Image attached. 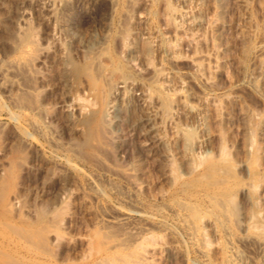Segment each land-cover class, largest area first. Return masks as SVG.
<instances>
[{"label": "rangeland", "instance_id": "1", "mask_svg": "<svg viewBox=\"0 0 264 264\" xmlns=\"http://www.w3.org/2000/svg\"><path fill=\"white\" fill-rule=\"evenodd\" d=\"M172 1L98 0L91 14L73 13L63 33L59 20L70 0L52 20L42 0H0V264H264V0H247V7L227 0L216 28L206 23L215 0H202L198 49H217L222 63L213 83L192 68L185 46L173 62L132 35L153 69L171 71L205 98L214 138L195 169L180 158L195 136L184 126L187 117L171 125L166 112L161 120L172 165L149 153L148 140L135 137L121 152L107 126L104 102L115 76H149L127 66L123 39L145 24L164 32L162 45L175 42L165 30ZM133 11L148 20L138 23ZM105 36L99 60L94 51ZM64 95L74 103L68 111L60 103ZM246 111L253 116L244 117ZM176 130L183 132L179 138ZM247 184L252 191L242 196ZM250 208L259 218L245 227ZM124 212L125 222L116 219Z\"/></svg>", "mask_w": 264, "mask_h": 264}, {"label": "bare ground", "instance_id": "2", "mask_svg": "<svg viewBox=\"0 0 264 264\" xmlns=\"http://www.w3.org/2000/svg\"><path fill=\"white\" fill-rule=\"evenodd\" d=\"M62 1H64V0H42L43 7L48 12L47 14H49L50 19L52 17L55 18L57 16L56 15V8L60 4L63 5L62 3H64V2H62ZM78 1H80V0H78ZM78 1H77V3H75L72 0H70L71 4H70V7L68 6L69 9L66 7L65 13H63L64 15H62L61 19L59 20L60 23L58 22L59 23V29H60L59 31H61L63 33H67L66 25L70 21L71 15H73V13L76 14V11H78V9L80 11V15L83 14V17H84V15L86 16V15L91 14L90 13L92 10V7H91L92 4L91 3L96 2L98 0H89L88 2L82 0V1H84V2H82V4H79L80 2L78 3ZM128 1H130V0H128ZM173 1L172 2L174 4L169 5L168 16H167V19L170 22L169 23L170 29L165 28V30H167V31L169 30L168 31L169 34H171L173 32L176 41L170 44L169 42L171 40L169 39L170 41H168V43L170 45L167 44L168 46H164V43H163V45H162V43H160V40L162 39L164 32H162L160 30H157L155 32H153V30H152V32H150L144 26L145 24L144 25L138 24L137 26H133V29L131 30V33H130L131 38H129V37L126 38L125 36H123V37H125V39H123V41L121 43L122 52L124 51V53H125L124 56L126 57L124 59H126L125 62H127V64H128L127 66L131 67V69L137 70L140 74H142L146 77H147V74L149 76L147 77V80L136 79L130 75H129L130 77L125 76L124 74L115 76L116 78L114 77L115 79H113L114 81H113V84L110 86L111 87L109 89L110 91L108 90V95H107V98L104 102L103 112L105 115L106 122L108 123V125H107L108 128L110 127L116 134V136H113V139H114V137H119V139L121 141L120 145H118L119 149H121V150L123 148L125 149L126 145L130 144V140H132L135 137H136L135 140H137V138H138V141H139V139H142L141 140L142 143L146 142V140H148V142L145 143V145L147 146L146 149L149 151V153H151L152 156H154L155 155L154 153H156V155H159V157L161 159H163V161H165L166 164H168V165H172V162H174V161H172L174 152H173V149H170V147L167 146L168 135L165 136V134L162 131L161 120L164 119L163 117L167 113L170 114V116L168 118H165V119L171 125L175 124L176 119H178L179 117H181V118L187 117L188 119L186 118L187 119L186 124L185 125H184V123H181V124H183L184 126L188 125L187 127H191L195 131V136L191 135L193 138L191 141H189L190 143L189 144L186 143L187 146L184 148V150L182 149L183 150L182 153H180V152H178V153L182 154V157H180V158H182L184 161H186L187 162L186 164L193 166L192 169H195L199 165V164L195 165V159L199 160L200 158L197 156H199L202 152L206 151V153H207V149L210 148L209 144L213 143V142L210 143L211 138H214L213 132H211L210 128H209L208 112H207V109L205 107L206 105H204V104H206L204 102L205 98L203 99L202 98L203 96H198L196 93H194L196 91L193 92L192 88H191L192 91L189 90V85L186 83V80L180 79L178 77L176 79H172L171 74H170L171 71L170 72L163 71V70H161L163 68L161 67V69H160V68H158V66H157V68L153 69L151 64H150L151 62L149 61V58H148L149 56H147V53H145L143 50L141 51L140 48L137 47L136 42H135L136 40L134 41V39L132 37V35L135 34V35L139 36L141 38V40L143 39V42L146 41L153 46L155 45L154 50H155V48L158 47V49L160 51L159 52L160 53L159 58L160 57H161V59L167 58L170 61H173L176 59L177 53L179 51L181 52L182 46H183V48L186 47V49L188 51L187 55H188L189 61H190L191 65L193 66L192 68H195V70L201 76V78L203 77L202 79H205L207 82L208 81L210 82L212 80V78L215 77L216 74L219 72L221 61L219 60V58L217 56V49H215L214 52L212 51L213 53L201 52L198 49V45H199L200 41H202L201 38L203 36L202 33L199 31V29H200L199 26L201 24H203V21H204V18L201 16V12L202 13L205 12V11L203 12V10H202V8H203L202 7V0H173ZM226 1L227 0H215V6H213L214 7L213 15L211 14L212 16H210V17L207 16L208 18L205 17V18H207L206 23L210 24L211 27L216 28L219 25L220 14L226 6ZM240 2L243 6L247 7V5H248L247 0H240ZM138 4H139V2H138ZM227 4H228V2H227ZM132 5H130L129 7H131ZM210 7L211 6H209V8ZM130 11H132V10L130 9L129 12ZM210 12H211V9H210ZM78 13L79 12H77V14ZM204 15H206V14H204ZM130 16H131V18H135L137 21H139L138 23H140V24L141 23L143 24L144 21L148 20L147 19L148 16L146 14L139 13L137 15L136 11L131 12ZM164 17H165V15H164ZM166 22H168V21H166ZM130 24H133V23H130ZM56 33H57V31H56ZM124 33H122V34H124ZM127 35H128V33H127ZM53 38L58 39V40L53 39V41H59L58 37L53 36ZM104 38H106V39H104L103 41H98L99 43L96 46L95 51H94V53H95L94 55L98 59L102 55V49H103L102 46L103 45L101 42L104 43V42L108 41V38L106 36ZM164 38H166V37H164ZM119 39H121L120 36H119ZM118 41L120 42L121 40H118ZM172 41H173V39H172ZM166 43H167V41H166ZM61 44H62V42H61ZM119 46H120V44H119ZM122 52L120 51L119 54H123ZM178 56H181V55H178ZM14 63H15V61H14ZM19 63L21 64V62H19ZM16 64H17V62H16ZM9 65H7V66L9 67ZM14 65L12 63V67ZM263 66H264V64H263ZM263 66H261V67H263ZM203 69H205V71ZM5 71H7L6 68H5ZM260 71H262V70H260ZM145 73H146V75H145ZM150 73H152V74L150 75ZM5 74H7V73H5ZM198 74H197V76H198ZM107 75L108 74H106V76ZM108 76H110V75H108ZM108 76L106 77V79L108 78ZM172 77L175 78L174 76H172ZM250 78H251V76H250ZM110 79H112V78H110ZM155 84L167 91V93H168L167 97H164L161 93H159L157 91V89L154 87ZM64 97L65 98H62L60 103H61V106L64 107L63 109L68 111L73 107L74 103L72 101H70V98H68L69 100L66 99L67 97H71L70 95L67 97H66V95H64ZM59 99H60V97L58 98V101H59ZM194 101H196V102H194ZM214 103L211 104L209 101L208 105L211 104L213 106ZM217 105H218V103H217ZM214 107L212 109H214ZM249 111L244 112L243 116L246 118H248L249 116L252 117L253 115ZM213 112H214V110H213ZM217 112H218V114H222V113L226 114L227 113L224 111L222 112V110H220V109H218ZM213 116H211L210 118H212ZM250 119L251 118H249V121H250ZM102 120H103V117H102ZM178 122H180V121H178ZM212 123H215V122L213 121ZM212 123H211V126L213 127V125H214V127H215V124L212 125ZM249 128L251 129V126ZM249 128L247 127L246 129L249 130ZM259 128H261V127H259ZM170 129H171V127H170ZM262 129H264V128H262ZM179 131L180 130L174 131L175 135H177V138L180 137V133H183V132H181L182 130L180 132ZM251 131L252 130H250V132ZM184 132H186V131H184ZM245 132H246V130H245ZM172 134H174V133H172ZM183 136H184V134H183ZM186 136L189 137L188 140L191 139L190 138L191 136H189L188 134H186ZM173 137H174V135H173ZM181 137H182V134H181ZM188 137H186V139ZM250 137L252 138L251 135H250ZM251 138L250 139L248 138L249 141H247L245 144V148L248 151H249V147L251 148V146H252V145H250L251 144L250 143ZM170 139H172V138H170ZM252 140H253V138H252ZM171 142H173V141H171ZM138 143L139 142H137V144ZM118 144H119V142H118ZM170 145H171V143H170ZM137 146L139 147V145H137ZM171 147H172V145H171ZM213 147H214V145H213ZM220 147H221L220 148L221 151L218 149L219 150L218 152L221 154V152L224 149H222L223 146H220ZM143 148H142V150H143ZM142 150H141V152H142ZM123 151L124 150H122L121 152H123ZM130 151H132V150H130ZM224 151H223V153H224ZM143 153L146 155L145 152H143ZM225 154H226V151H225ZM147 155H149V154L147 153ZM200 157L202 158L201 155H200ZM198 160L196 163H198ZM238 162H239V164H238L239 168H241V169L245 168L247 166L246 160H244V159H242ZM194 166H196V167L194 168ZM174 167H175V165H174ZM169 169H171V168H169ZM166 171H168V170H166ZM171 171H173V170H171ZM247 185H244L239 189L240 192L242 193V196H245L243 194H248L250 189L252 191L253 185H250V184H247ZM262 186L264 187V185H262ZM260 197H261L262 201H264V188L262 190V193L260 194ZM255 198L259 199V197H257V196H255ZM251 199H252L251 201H254L253 198H251ZM256 199L254 201L255 203L257 201ZM249 204H250V202H249ZM250 210H252V209L250 208ZM250 210L247 211V209H246L247 213L249 212V214H246V216L244 217L243 222H242V225L245 227H248V226L250 227L252 224H254L253 219L255 218V215L258 216V217L256 216V218H259V212L258 211L257 212L253 211L254 210L253 209L252 212L250 213ZM253 212H255V214ZM128 215H129L128 212H126V213L124 212V214H122L121 218H116V219H119L120 221L125 222ZM260 218H262L261 214H260ZM255 222H256V224L258 223V221H255ZM258 224L260 225L261 222ZM203 232L204 231L202 230L201 234L204 236ZM203 236L201 237L202 239L205 238ZM198 239H200V237ZM111 258H113V256ZM107 261H109V259H107ZM107 261H104V263L107 264Z\"/></svg>", "mask_w": 264, "mask_h": 264}]
</instances>
